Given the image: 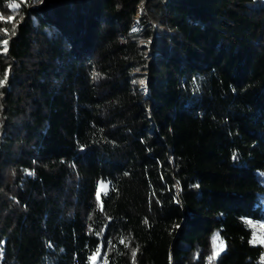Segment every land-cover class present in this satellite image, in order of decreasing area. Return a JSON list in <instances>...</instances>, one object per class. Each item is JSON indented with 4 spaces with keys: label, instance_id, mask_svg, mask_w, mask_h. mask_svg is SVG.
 Here are the masks:
<instances>
[{
    "label": "trees",
    "instance_id": "1",
    "mask_svg": "<svg viewBox=\"0 0 264 264\" xmlns=\"http://www.w3.org/2000/svg\"><path fill=\"white\" fill-rule=\"evenodd\" d=\"M0 17V264H264V0Z\"/></svg>",
    "mask_w": 264,
    "mask_h": 264
},
{
    "label": "rangeland",
    "instance_id": "2",
    "mask_svg": "<svg viewBox=\"0 0 264 264\" xmlns=\"http://www.w3.org/2000/svg\"><path fill=\"white\" fill-rule=\"evenodd\" d=\"M141 14V7H138L136 16H135V22L132 25V29L134 31H139L141 29L139 22H138V18L140 17ZM145 80L141 79L138 84L140 87L145 89ZM109 188V183L108 182H104L101 181L99 183V188H98V196L100 197L102 193H106L107 190ZM254 228L255 234L253 237V243L255 244H261L264 246V221H255V220H251L248 219L247 220ZM221 245H218L217 250L220 251L221 250ZM91 264H107V260L100 262L99 256L95 255L93 256V258L91 259Z\"/></svg>",
    "mask_w": 264,
    "mask_h": 264
},
{
    "label": "snow or ice",
    "instance_id": "3",
    "mask_svg": "<svg viewBox=\"0 0 264 264\" xmlns=\"http://www.w3.org/2000/svg\"><path fill=\"white\" fill-rule=\"evenodd\" d=\"M10 6H11L12 8H16L18 5L15 4V3H12ZM0 18H2V17H0ZM5 43H6V41H5ZM0 83H2V82H0Z\"/></svg>",
    "mask_w": 264,
    "mask_h": 264
}]
</instances>
